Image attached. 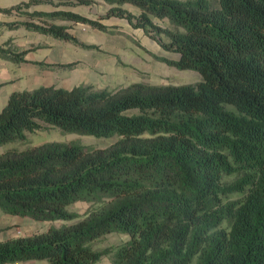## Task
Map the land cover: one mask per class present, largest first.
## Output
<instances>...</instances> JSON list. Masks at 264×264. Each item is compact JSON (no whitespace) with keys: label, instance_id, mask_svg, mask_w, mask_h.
Returning <instances> with one entry per match:
<instances>
[{"label":"trees","instance_id":"1","mask_svg":"<svg viewBox=\"0 0 264 264\" xmlns=\"http://www.w3.org/2000/svg\"><path fill=\"white\" fill-rule=\"evenodd\" d=\"M96 1H23L0 8L17 16L0 29L97 49L58 22L112 32L105 19H127L178 56L154 54L158 61L201 81L14 92L0 110V147L48 126L118 139L105 148L48 142L0 154V211L63 223L0 242V264H98L111 254L112 264H264V0H102L111 8L98 19L70 10ZM41 4L55 9L31 11ZM34 49L10 39L0 58L52 72L77 66L29 61ZM78 202L90 205L84 215L70 209ZM113 233L130 239L94 248Z\"/></svg>","mask_w":264,"mask_h":264},{"label":"crops","instance_id":"2","mask_svg":"<svg viewBox=\"0 0 264 264\" xmlns=\"http://www.w3.org/2000/svg\"><path fill=\"white\" fill-rule=\"evenodd\" d=\"M23 1L29 0H0V8H10ZM110 8V5L98 0L89 7L78 6L72 7L70 10L90 19H98L107 15ZM122 8L135 17L141 14V10L131 4H125ZM54 9L53 5L41 4L32 7L31 11L50 12ZM16 20L17 16L15 15L0 13V23ZM103 23L109 26L112 32L100 31L87 24L58 22L61 25L72 26L69 30L71 34L86 45L97 46V49H84L24 29L1 28L0 44L12 39V43L16 47L24 50L33 48L29 45L34 43L35 39L37 40L36 44H39L37 46L39 48L27 55L29 61L59 64L77 63V66L71 70L52 72L42 70L33 64L17 65L0 58V110L7 104L14 92L34 90L41 86L56 85L59 88L72 89L85 84L93 85L96 89L101 90L128 86L133 83L168 85L161 83L164 78L176 77L182 72H190L178 70L158 61L154 54L174 59H177L178 56L163 50L157 41L147 36L143 29L134 28L127 19L111 17L105 19ZM22 36L26 37L25 42L20 41ZM43 77H48L51 81H41ZM33 81L38 84L34 86V83L31 84ZM3 152L4 150L0 148V154ZM27 219L33 221L29 218L7 215L0 211V242L14 236H26L18 235V231L21 232V226L24 223L22 221ZM11 226L14 227L7 229ZM45 231L47 229L41 232Z\"/></svg>","mask_w":264,"mask_h":264},{"label":"rangeland","instance_id":"3","mask_svg":"<svg viewBox=\"0 0 264 264\" xmlns=\"http://www.w3.org/2000/svg\"><path fill=\"white\" fill-rule=\"evenodd\" d=\"M26 37L22 36L20 41L25 42ZM30 43V42H29ZM37 40L35 39L34 43H30L29 47L33 48L39 46L37 45ZM39 48V47H38ZM36 48V49H38ZM148 79V78H145ZM50 82L51 79L48 77H43L41 81ZM164 81L161 83L171 84V85H181V84H195L201 80V76L198 72L190 71V72H182L181 75H177L176 77L164 78ZM34 83V84H33ZM34 86H36L37 82H32ZM115 89V88H114ZM118 138H96L92 136L78 135V134H66L62 132L59 128L48 126L44 130H40L34 133H29L27 135V139L22 142H14L6 144L0 148L5 151L17 148V149H26L29 147L39 146L48 142H78L82 145L95 147V148H105L113 144ZM3 152V153H4ZM89 208L88 203L80 202L72 205L70 209L73 212H77L80 215H84ZM23 226L21 232L18 231V235H31L37 232L44 231L48 229L49 226L55 225L60 227L62 222H33L30 220H23ZM20 227V226H18ZM130 237L125 234L113 233L105 236L98 242L94 244V248L96 250H104L106 248H117L123 245L126 241H128ZM112 254L109 256H105L98 264H112ZM17 264H49L47 261H30L26 263H17Z\"/></svg>","mask_w":264,"mask_h":264}]
</instances>
